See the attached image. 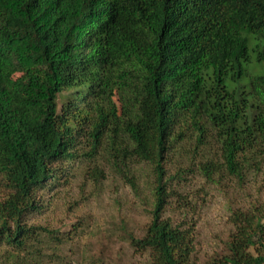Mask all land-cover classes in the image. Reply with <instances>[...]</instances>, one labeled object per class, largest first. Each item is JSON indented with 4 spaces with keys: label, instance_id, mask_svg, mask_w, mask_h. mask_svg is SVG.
<instances>
[{
    "label": "trees",
    "instance_id": "1",
    "mask_svg": "<svg viewBox=\"0 0 264 264\" xmlns=\"http://www.w3.org/2000/svg\"><path fill=\"white\" fill-rule=\"evenodd\" d=\"M100 147L155 175L131 244L190 264L188 229L163 217L180 180L242 186L262 164L264 0H0V245L23 246L79 169L99 179ZM231 223L207 264H264V202Z\"/></svg>",
    "mask_w": 264,
    "mask_h": 264
},
{
    "label": "rangeland",
    "instance_id": "2",
    "mask_svg": "<svg viewBox=\"0 0 264 264\" xmlns=\"http://www.w3.org/2000/svg\"><path fill=\"white\" fill-rule=\"evenodd\" d=\"M119 141L128 143L124 137ZM96 156L102 176L95 180L87 176L90 168L84 173L79 169L69 185L51 198L45 196L44 207L29 219L37 229L21 247L0 245V264H153L148 250H138L128 235L142 236L150 221L155 181L151 166L130 157L113 165L104 147ZM169 169L172 175L174 168ZM184 177L178 185L182 195L172 198L163 217L188 229L190 264H207L234 229L232 213L264 202V155L261 167L242 186L229 178L210 183L199 173Z\"/></svg>",
    "mask_w": 264,
    "mask_h": 264
}]
</instances>
